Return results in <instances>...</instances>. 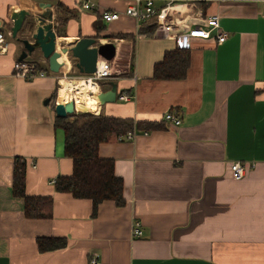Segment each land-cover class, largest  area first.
<instances>
[{
  "label": "crops",
  "instance_id": "0c3cea01",
  "mask_svg": "<svg viewBox=\"0 0 264 264\" xmlns=\"http://www.w3.org/2000/svg\"><path fill=\"white\" fill-rule=\"evenodd\" d=\"M38 1L52 2L58 23L57 0H0L7 42L0 51V264H88L94 255L102 264H264V1L203 0V9L197 4L201 10L191 20L218 14L229 36L222 43L215 31L210 38L193 37L187 76L157 79L154 65L177 48L174 36L140 33L144 22L124 15L102 19L103 11H123L131 0H94V10L63 0L76 13L66 38L100 31L101 43L116 45L111 61L118 76L103 80L101 89L114 81L118 95L135 94L96 111L163 121L161 128L137 130L132 140L112 137L101 144L100 155L114 160L124 180L127 203L105 201L96 216L92 200L54 187L58 176L72 174L73 160L65 153L63 129L55 125L52 96L60 78L78 69L68 61L58 74H14L23 44L12 36L11 10ZM180 19L187 22L188 15ZM115 34L130 37H110ZM37 53L26 59L49 67ZM126 72L131 74L119 76ZM168 110L181 116V125L164 120ZM16 157L27 162V193L54 197L52 218L26 217L24 200L13 194ZM235 161L249 164L242 179L233 176ZM136 220L144 235L133 238ZM39 236L66 237L68 244L41 252Z\"/></svg>",
  "mask_w": 264,
  "mask_h": 264
},
{
  "label": "trees",
  "instance_id": "16d2710c",
  "mask_svg": "<svg viewBox=\"0 0 264 264\" xmlns=\"http://www.w3.org/2000/svg\"><path fill=\"white\" fill-rule=\"evenodd\" d=\"M197 4L202 9L205 6L203 0H198ZM75 15V11L67 7L63 0H57L58 35L60 37L67 36L66 25L69 19ZM140 27V33L152 35L156 25L152 21H147ZM0 31H4V28H0ZM92 37L99 40L101 38L100 31ZM110 37L127 38L130 35L115 34ZM190 49L191 47L167 50L163 59L155 63L153 77L157 79L185 78L190 66ZM131 65L133 68V62ZM38 66L39 69L51 72L49 67L45 69L41 64ZM130 74L131 72H126L119 76H129ZM57 93L58 90L52 96L53 107H55L54 101ZM55 125L63 129L65 153L73 160L72 174L58 176L54 182L55 190L60 193H70L76 198L92 200V216H96L100 205L105 201H112L117 207H123L127 203L124 195V180L116 174L114 160L100 155L101 144L109 141L112 137L123 138L133 131L161 128L163 121H135L132 117L112 116L102 111L97 114L91 111H79L67 117L56 116ZM26 174V160L16 157L13 172V194L24 200L26 217L52 218L54 216V197L28 194ZM36 242L41 252L62 249L68 244L66 237L57 236H39Z\"/></svg>",
  "mask_w": 264,
  "mask_h": 264
},
{
  "label": "built area",
  "instance_id": "2783aa9c",
  "mask_svg": "<svg viewBox=\"0 0 264 264\" xmlns=\"http://www.w3.org/2000/svg\"><path fill=\"white\" fill-rule=\"evenodd\" d=\"M157 1L158 0H131L123 11H103L102 19L106 22H111L124 15L135 19L138 23L152 21L156 25L155 31L167 36H174L177 48L180 49H189L193 37L210 38L213 31H215V37L218 43L224 42L229 36V33L221 28L220 16L218 14L199 19L198 22L200 23L191 20L193 17L196 18L195 11L201 10L196 6L198 0H162L163 2L161 4H158ZM80 3L86 10L96 9V3L94 0H80ZM180 14L188 15L187 22L180 19ZM6 49V37L4 32L0 31V51H5ZM40 64L41 63L36 60H17L14 64V74L26 79L33 78L37 75L43 76L46 74V70L39 69L38 65ZM113 68L111 60L100 58L97 62L96 70L91 74L83 75L82 78L88 84H92L95 87V90L91 91L92 96H94V93L101 91V82L103 80L113 78L116 75ZM134 98L135 94L131 92H122L118 95L119 100H131ZM73 101L75 103V108L77 109L76 101ZM58 102L60 101L57 98L55 104ZM163 118L165 121L178 126L182 124L181 116L176 115L172 110H168ZM135 136L136 131H133L128 133L125 137L119 138V140H132ZM248 165L247 162H233L232 171L234 178L242 179L247 172ZM250 165L255 166V163H251ZM143 235L144 228L141 221H134L131 228V236L135 238L142 237ZM88 264L102 263L99 260L98 255H94L89 260Z\"/></svg>",
  "mask_w": 264,
  "mask_h": 264
},
{
  "label": "water",
  "instance_id": "95a60500",
  "mask_svg": "<svg viewBox=\"0 0 264 264\" xmlns=\"http://www.w3.org/2000/svg\"><path fill=\"white\" fill-rule=\"evenodd\" d=\"M12 36L17 37L18 32L25 26L28 36L21 38L23 44L19 60H24L29 55L39 52L48 62L49 70L60 73L63 67L68 66V61L78 69L80 74L93 73L97 68L100 58L111 60L116 55L114 42L101 43L95 37L84 36L75 38L60 37L58 23L54 20L52 2H36L32 8H22L19 11L11 10ZM61 45V48H59ZM67 56V60H61ZM111 88L94 93L101 104L115 102L118 99V84L111 82ZM103 86V85H102ZM51 101V100H49ZM55 113L58 117H67L79 111L75 108L73 100L55 104Z\"/></svg>",
  "mask_w": 264,
  "mask_h": 264
},
{
  "label": "bare ground",
  "instance_id": "6f19581e",
  "mask_svg": "<svg viewBox=\"0 0 264 264\" xmlns=\"http://www.w3.org/2000/svg\"><path fill=\"white\" fill-rule=\"evenodd\" d=\"M64 58L66 57H63L61 60H65ZM60 84L59 96L61 100H65L60 102L73 99L76 101L78 110L87 109L96 114L100 113L96 110L98 109V105L101 106V103L91 94V91L95 90L92 84H88L83 78L74 79L66 76L60 78Z\"/></svg>",
  "mask_w": 264,
  "mask_h": 264
},
{
  "label": "rangeland",
  "instance_id": "374dc122",
  "mask_svg": "<svg viewBox=\"0 0 264 264\" xmlns=\"http://www.w3.org/2000/svg\"><path fill=\"white\" fill-rule=\"evenodd\" d=\"M26 36H28V32H27V29H26V27L24 26L19 32H18V37L19 38H25ZM34 56H38V53H34ZM42 56V55H41ZM39 61H40V59H38ZM46 63H48L47 61H46ZM123 63H124V61H122V60H120V61H118L117 62V69L118 70H121L122 69V66H123ZM65 76H67V77H69V78H74V79H80V78H82L83 77V74H80L79 73V71H76L75 73H71L70 75L69 74H66ZM63 77V76H62ZM59 87H60V85H59ZM59 87H57V89L56 90H58V88ZM58 94H59V92L57 93V97H56V99L58 98ZM55 99V100H56Z\"/></svg>",
  "mask_w": 264,
  "mask_h": 264
}]
</instances>
